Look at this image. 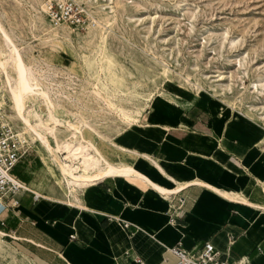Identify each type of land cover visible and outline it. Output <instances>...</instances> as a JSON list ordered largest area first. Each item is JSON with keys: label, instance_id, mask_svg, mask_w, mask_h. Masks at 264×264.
<instances>
[{"label": "crops", "instance_id": "1", "mask_svg": "<svg viewBox=\"0 0 264 264\" xmlns=\"http://www.w3.org/2000/svg\"><path fill=\"white\" fill-rule=\"evenodd\" d=\"M178 97L155 98L147 128L128 129L113 144L85 133L107 161L145 180L109 176L70 194L52 175L60 191L39 192L34 174L44 162L28 151L21 161L32 169L17 165L15 174L42 197L22 192L0 215L16 264H183L168 247L206 242L222 259L264 264V127L213 111L193 93Z\"/></svg>", "mask_w": 264, "mask_h": 264}, {"label": "rangeland", "instance_id": "2", "mask_svg": "<svg viewBox=\"0 0 264 264\" xmlns=\"http://www.w3.org/2000/svg\"><path fill=\"white\" fill-rule=\"evenodd\" d=\"M49 2L61 12L57 18ZM62 4L71 5L68 12ZM0 21L19 45L33 47L47 85L69 113L64 117L80 116L102 137L142 129L140 118L155 98L180 101L178 95L189 93L212 110L264 127V0H0ZM8 100L1 74L0 105L19 136L26 130L11 117ZM106 100L125 109L134 126ZM58 131L60 140L71 134L66 127ZM19 139L30 147V159L38 156L30 133ZM17 168L32 169L22 161ZM52 175L63 184L55 168H36L39 192L60 191ZM7 257L0 253V264H16Z\"/></svg>", "mask_w": 264, "mask_h": 264}, {"label": "bare ground", "instance_id": "3", "mask_svg": "<svg viewBox=\"0 0 264 264\" xmlns=\"http://www.w3.org/2000/svg\"><path fill=\"white\" fill-rule=\"evenodd\" d=\"M47 10L48 8L44 7V11ZM0 38V75L6 78L9 106L14 114L11 117H16L26 130L19 136L30 133L34 137L33 148L39 151L44 166L50 172L52 168L58 170L68 193L72 194L76 189L109 176L129 180L131 176H135L142 179V174L128 164L122 162L112 164L107 161L96 143L85 137L88 131L96 132L102 137L89 122L76 114H71L75 116L74 120L64 117L69 113L63 111L58 96H55L56 93L53 94V90L47 85L49 80L33 54V47L19 45L17 38L5 29L1 21ZM95 93L96 96L101 97L100 92ZM106 102L109 108L115 109L124 118V121L134 126L130 114L125 109L118 110L113 101L106 100ZM40 106L44 107L45 111H42ZM4 110L6 113V108ZM139 114L143 117L144 109H141ZM140 119L142 129H146L143 118ZM58 127H66L71 133L70 136L60 140ZM48 139L49 144H47ZM102 139L113 144L111 139L105 137ZM0 253L2 255L7 253L17 261L16 251L2 240H0Z\"/></svg>", "mask_w": 264, "mask_h": 264}, {"label": "built area", "instance_id": "4", "mask_svg": "<svg viewBox=\"0 0 264 264\" xmlns=\"http://www.w3.org/2000/svg\"><path fill=\"white\" fill-rule=\"evenodd\" d=\"M61 7L63 12H68L71 5L62 4ZM49 8L54 18H57L61 13L54 9L52 2H49ZM29 150L30 147L22 145L16 128L0 105V215L4 210L19 203L16 196L24 189L26 183L15 174L14 169ZM27 191L33 193L34 200H39L42 197L41 194L33 192L29 187L23 190V192ZM171 211L170 209L169 213L173 216L176 208L173 212ZM0 223L4 225L5 220L0 219ZM168 250L176 255L183 264H250L245 258L236 261L222 259L221 252L211 242H206L203 246H196L193 249H187L181 244H177L168 247Z\"/></svg>", "mask_w": 264, "mask_h": 264}, {"label": "trees", "instance_id": "5", "mask_svg": "<svg viewBox=\"0 0 264 264\" xmlns=\"http://www.w3.org/2000/svg\"><path fill=\"white\" fill-rule=\"evenodd\" d=\"M14 172L16 173V168L14 169Z\"/></svg>", "mask_w": 264, "mask_h": 264}]
</instances>
